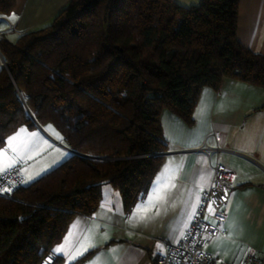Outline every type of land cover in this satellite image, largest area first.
Listing matches in <instances>:
<instances>
[{
    "label": "trees",
    "instance_id": "obj_1",
    "mask_svg": "<svg viewBox=\"0 0 264 264\" xmlns=\"http://www.w3.org/2000/svg\"><path fill=\"white\" fill-rule=\"evenodd\" d=\"M239 2L69 0L15 41L0 37V149L37 120L74 150L0 195V264H39L73 215L96 211L105 183L130 211L168 147L161 111L191 124L203 88L218 91L225 78L264 86V54L237 38ZM14 5L0 0V16Z\"/></svg>",
    "mask_w": 264,
    "mask_h": 264
},
{
    "label": "crops",
    "instance_id": "obj_2",
    "mask_svg": "<svg viewBox=\"0 0 264 264\" xmlns=\"http://www.w3.org/2000/svg\"><path fill=\"white\" fill-rule=\"evenodd\" d=\"M175 1L191 6L201 0ZM66 3L69 0H16L12 13L0 16V37L15 41L26 30L51 21ZM237 22L238 40L264 54V0H240ZM2 67H6V60L0 51ZM161 112L168 147L145 196L127 212L119 189L105 183L96 211L91 215H73L63 238L51 252L65 242L72 230L69 238L72 248L86 235L91 236L95 245L72 264L86 255L76 264H90L100 255L107 264H155L165 243L179 241L181 233L189 228L192 214L197 212L204 192L211 186L213 165L221 162L234 171L233 191L225 208L223 231L211 238L205 248L217 260L232 264L240 263L249 253H264V86L225 78L218 91L203 88L191 124L169 109ZM35 122L34 127L19 126L0 149L8 148L9 137L24 129L13 141L18 155L10 148L8 155L17 156L15 166L25 179L31 177L33 181L74 152L53 123ZM204 146L218 150L208 156L201 150ZM158 177L157 196L153 190L158 187ZM164 184L168 187H163ZM150 194L154 196L151 203ZM105 201L107 207L101 208ZM138 204L149 208L147 218L130 222ZM74 224L78 227L73 228ZM158 244L163 246L162 250L157 248ZM56 258L60 259L57 264H67L65 258Z\"/></svg>",
    "mask_w": 264,
    "mask_h": 264
},
{
    "label": "built area",
    "instance_id": "obj_3",
    "mask_svg": "<svg viewBox=\"0 0 264 264\" xmlns=\"http://www.w3.org/2000/svg\"><path fill=\"white\" fill-rule=\"evenodd\" d=\"M201 150L211 156L218 148L204 146ZM233 172L221 162L213 165L211 186L204 192L189 228L179 241L165 243L163 252L156 257L157 264H232L217 260L205 247L211 238L223 231L222 224L227 218L225 208L233 191ZM25 180L20 168L14 166L0 178V195L7 193L4 189L11 185L20 186ZM209 206L213 211H209ZM50 256L52 252L46 254L39 264H53L56 257L49 260ZM238 264H264V253H249Z\"/></svg>",
    "mask_w": 264,
    "mask_h": 264
},
{
    "label": "snow or ice",
    "instance_id": "obj_4",
    "mask_svg": "<svg viewBox=\"0 0 264 264\" xmlns=\"http://www.w3.org/2000/svg\"><path fill=\"white\" fill-rule=\"evenodd\" d=\"M202 110V109H201ZM51 127V126H49ZM25 130L21 129V133H23ZM54 131V130H53ZM21 133H17L15 136L9 137L8 139V148L0 150V178L4 176L10 169L14 168L16 162H17V156H9L8 151L9 148L12 150L13 153H16L18 155L17 149L13 147V141L17 140ZM33 136H36V133H32ZM58 135V134H57ZM167 171V169H166ZM163 175V173H162ZM158 181V187L153 190L154 194L157 196L160 193V186L159 181L160 177L157 178ZM175 185H172L174 187ZM163 187L167 188L168 185L164 184ZM4 191H9V189H4ZM154 196L149 195L148 202L151 203ZM199 199V198H198ZM107 207V201L105 203L101 204V208ZM149 208L144 204H138L135 208V210L132 212L131 217H129L130 222L132 220H136L137 222L146 220V213L148 212ZM209 211H213L211 206H209ZM193 216L195 213L192 214ZM73 228L78 227V225H73ZM91 231V230H89ZM73 235L72 230L69 231V234L67 237H65V242L58 245L56 248L53 249L52 256H50L49 260H51L53 257H60L65 258L67 261V264H72V261L77 260L80 256H82L85 252L88 251L90 247H95V245L92 243V239L90 235L84 236V238L79 242V244L72 248L70 246V237ZM183 233H181V238H183ZM162 245L158 244L157 248L162 250ZM47 264V262H46ZM90 264H107V262L104 260L103 255L95 257Z\"/></svg>",
    "mask_w": 264,
    "mask_h": 264
},
{
    "label": "rangeland",
    "instance_id": "obj_5",
    "mask_svg": "<svg viewBox=\"0 0 264 264\" xmlns=\"http://www.w3.org/2000/svg\"><path fill=\"white\" fill-rule=\"evenodd\" d=\"M50 21V20H49ZM48 21V22H49ZM46 24V23H45ZM26 182V184H28V183H30V182H32L33 180H32V178L31 177H27V179L25 180ZM56 261V260H55Z\"/></svg>",
    "mask_w": 264,
    "mask_h": 264
},
{
    "label": "water",
    "instance_id": "obj_6",
    "mask_svg": "<svg viewBox=\"0 0 264 264\" xmlns=\"http://www.w3.org/2000/svg\"><path fill=\"white\" fill-rule=\"evenodd\" d=\"M6 66H7V64H6Z\"/></svg>",
    "mask_w": 264,
    "mask_h": 264
}]
</instances>
